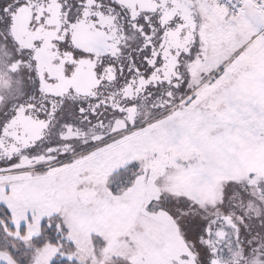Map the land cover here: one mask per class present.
<instances>
[{"label":"snow or ice","instance_id":"6c2138e0","mask_svg":"<svg viewBox=\"0 0 264 264\" xmlns=\"http://www.w3.org/2000/svg\"><path fill=\"white\" fill-rule=\"evenodd\" d=\"M0 264H264V0H0Z\"/></svg>","mask_w":264,"mask_h":264}]
</instances>
